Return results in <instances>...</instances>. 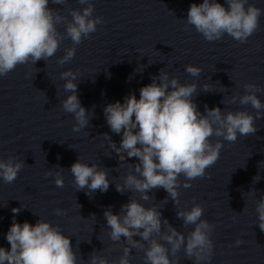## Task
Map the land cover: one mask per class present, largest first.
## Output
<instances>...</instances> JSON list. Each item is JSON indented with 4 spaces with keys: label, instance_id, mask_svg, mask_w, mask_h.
Instances as JSON below:
<instances>
[{
    "label": "clouds",
    "instance_id": "obj_1",
    "mask_svg": "<svg viewBox=\"0 0 264 264\" xmlns=\"http://www.w3.org/2000/svg\"><path fill=\"white\" fill-rule=\"evenodd\" d=\"M53 4L63 5L65 0H51ZM81 9H70L71 21L58 10L48 7L49 0H0V77L7 76L18 65L32 64L53 57L59 50L60 43L70 38L73 47L57 61L64 65L75 56V45L97 31V25L104 23L99 16L93 17L92 0H78ZM227 8L217 0H203L192 3L185 20L206 41L220 40L225 34L243 44L248 41L260 26V17L264 9L249 3V0H225ZM65 23V33L61 34L56 25ZM151 64V63H149ZM143 70V68H142ZM140 70V71H142ZM184 70L193 77H199L202 69L186 65ZM65 80L64 90L69 95L61 101L64 112L72 114L76 123L73 131L79 132L89 126L94 112L82 106L77 95V72L71 69L61 72ZM152 82L139 89V99L134 93L124 98L123 103H108L103 112L111 132L120 135V146L105 133L110 148L120 161L135 157L138 163L129 164L130 171L123 178V184H116V191L139 192L140 199L148 201L154 197L148 195L154 189L163 188L175 205L179 204L181 174L185 177L184 188H190V181L206 175V169L219 159L223 143L217 139L213 144L210 137H222L224 141L235 142L239 136L255 135V120L264 117V103L258 98L260 87L253 83L243 85L244 94H232L222 103L250 105L256 110L255 115L241 110L224 112L220 107L204 108V114L197 110L193 97L197 94L198 84H183L175 76L161 69ZM159 81V83L157 82ZM219 82V81H218ZM212 85L205 83L203 92L211 91ZM223 89H226L222 86ZM91 113V117L89 115ZM24 161L14 156L7 160L0 159V179L6 184L13 183L24 167ZM53 173L48 171L45 177L54 175L56 187L63 188V168ZM74 184L78 191L87 189L86 194L99 190L107 192L110 185L108 169L97 164H88L77 159L70 167ZM257 175L253 178L256 183ZM167 200V198L165 199ZM25 206L21 205V208ZM81 207V206H80ZM21 208H12V224L6 234L10 250L0 247V264H85L82 257H77L71 240L59 225L39 219L35 225L15 220ZM257 226L264 231V197L256 203ZM55 215L64 216L66 210L57 207ZM204 207L193 203L191 209H178L176 216L183 221V226L194 225L187 236L174 228L167 219H161V212L155 207H145L133 196L123 204L118 214L111 206L103 215L110 229L108 236L114 242L123 237L125 246L118 261L111 264H131V249L144 251V264H178L173 260L183 248L189 259L195 264L210 262L214 252L211 233L215 225L202 219ZM95 214H92L94 217ZM82 218V217H81ZM236 217H233L235 221ZM163 228V230H162ZM139 236L140 240L133 239ZM159 237V240L155 237ZM163 241V243L161 242ZM147 247H145V243ZM91 243V241H88ZM243 243L235 241L236 246ZM87 264H110L107 257L93 251Z\"/></svg>",
    "mask_w": 264,
    "mask_h": 264
}]
</instances>
